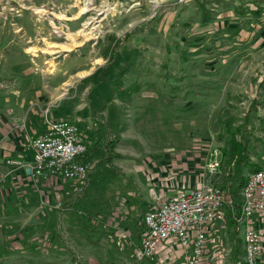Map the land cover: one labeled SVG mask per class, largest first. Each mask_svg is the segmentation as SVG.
Returning a JSON list of instances; mask_svg holds the SVG:
<instances>
[{
	"label": "rangeland",
	"instance_id": "rangeland-1",
	"mask_svg": "<svg viewBox=\"0 0 264 264\" xmlns=\"http://www.w3.org/2000/svg\"><path fill=\"white\" fill-rule=\"evenodd\" d=\"M18 90L46 125L79 120L92 155L88 179H55L34 211L3 210L0 191V253L12 255L0 264H153L137 253L148 161L178 174L189 160L227 193L264 164V0H0V96ZM253 105L248 163L231 130ZM107 136H119L116 168ZM156 254L182 264L185 248L171 236Z\"/></svg>",
	"mask_w": 264,
	"mask_h": 264
},
{
	"label": "built area",
	"instance_id": "built-area-1",
	"mask_svg": "<svg viewBox=\"0 0 264 264\" xmlns=\"http://www.w3.org/2000/svg\"><path fill=\"white\" fill-rule=\"evenodd\" d=\"M87 129L79 120L55 119L32 141L34 152L31 173L34 177L84 182L90 162L85 155L92 145ZM219 154L218 150L214 155ZM9 162L21 165L20 160ZM222 161L215 158L207 169L215 173ZM156 203L144 215L145 231L140 238L142 255L156 256L160 243L176 236L185 248L184 264L212 263L223 251L219 239L231 216L243 225V257L236 264H260L264 238V164L251 171L241 192L239 213L233 194L222 186L183 187L161 198L154 190ZM260 222V226L256 223Z\"/></svg>",
	"mask_w": 264,
	"mask_h": 264
},
{
	"label": "crops",
	"instance_id": "crops-1",
	"mask_svg": "<svg viewBox=\"0 0 264 264\" xmlns=\"http://www.w3.org/2000/svg\"><path fill=\"white\" fill-rule=\"evenodd\" d=\"M192 0H187V2H191ZM172 2V1H170ZM173 3V2H172ZM26 51V50H25ZM29 61L26 63L19 62V68L21 66L29 65ZM32 66V65H29ZM43 110V108H42ZM44 111V110H43ZM57 116V115H56ZM45 115L42 111H39L35 106H31L28 103V100L25 98L23 92L14 91L13 93L7 91L0 96V191L6 197L5 207L2 205V209L11 210L12 206H16L19 211H34L42 201H45L44 197H46V192L50 191L45 190V186L49 183L57 184L58 181H54V178H41L34 177L30 173V169L33 164V148L32 141L36 135L42 133L45 129H47L49 121L55 120L56 118H52V120H48L47 125L45 124ZM220 154L216 156V158L220 159ZM20 160L22 162L21 165L14 164L9 162L10 160ZM166 160V159H165ZM189 160L183 159L182 165L180 167L178 174H172L174 172V166L165 169V165L168 163L162 162L161 164L155 165V160L148 161L145 164L146 173L150 175L151 179V187L149 190V195L152 199L148 205L156 203L152 196V191H156L161 198H165L167 195L175 193L177 190L182 189L183 187H200L202 185H206L212 181V177L202 176L198 172H196V167H193V163H190ZM209 163V162H208ZM171 164V163H170ZM187 167V168H186ZM189 167H192V172H189ZM219 169V168H218ZM184 172V173H183ZM188 174V175H186ZM220 173L216 174L218 176ZM168 177V179H167ZM214 177V176H213ZM163 178V179H162ZM162 179V180H160ZM165 179V180H164ZM65 181L64 179H60ZM59 180V181H60ZM72 181V180H67ZM148 211V210H147ZM231 217V216H230ZM228 218V222L229 219ZM225 225L224 230L221 232L219 239L223 243V251L221 254H224L225 245L228 242H231L230 237L228 236L229 224ZM237 222V221H236ZM260 222L256 223V225L260 226ZM238 230H243V225H239L235 227ZM234 229V228H233ZM241 232V247L243 248V239ZM239 237V235L237 234ZM140 242V239H139ZM138 242V256L140 259L148 258L144 256L140 252V244ZM233 244L231 246V258L233 259V263H237L242 257L239 253V259H234L233 254ZM242 251V249H241ZM11 252V251H10ZM10 252H1L5 253L3 255L4 258L12 257ZM217 256V261L220 259V256ZM166 257L164 254H156L153 259L155 262L161 263ZM168 257V256H167ZM170 258V262L173 263V258ZM1 259V257H0ZM152 259V258H151ZM184 256L182 258V264H184ZM153 262V264L155 263ZM83 264V263H78ZM96 264V263H95ZM217 264H221L219 261ZM260 264H264V238L262 243V253Z\"/></svg>",
	"mask_w": 264,
	"mask_h": 264
},
{
	"label": "trees",
	"instance_id": "trees-1",
	"mask_svg": "<svg viewBox=\"0 0 264 264\" xmlns=\"http://www.w3.org/2000/svg\"><path fill=\"white\" fill-rule=\"evenodd\" d=\"M206 18L207 17H204V19H206ZM128 37H129V35H127L124 39H127ZM256 111H257V107H254V105H253V107L250 108V110H249V117H247L245 120L246 125L236 126V127H233L231 130L232 134L237 135L239 137V149L245 153L244 161H246V162H248V152H249L251 140L252 139L259 140L258 137H256V135L251 130L252 127L250 126L253 123L252 118L255 117ZM104 140H105V143H104L103 150L106 154L107 164L112 166L113 168H116L113 161L115 158H119L122 156L121 153H119L115 150L116 149V143L119 140V136H107L104 138ZM91 147H92V145L90 146L89 150L87 151V153L85 155L86 160H88L92 155ZM88 161H90V159ZM260 167H261V165L255 167V168H252V171L257 170ZM232 170H235V167H233ZM233 172L234 171H232V173H231L232 176H234ZM121 175L125 176L124 173H121ZM244 183H245V179L243 181H241L240 185L243 187ZM232 194H233V201L235 202V207H236L235 210L239 213L240 207H241V201H242L241 193L239 190L233 189ZM228 224H229L228 236L230 237V240L233 244V250H232L233 255L232 256L236 260V259H239L238 255L242 249L241 239H240V237L237 236L238 230L235 228L237 226L236 220L234 218L230 217ZM137 226H138L137 235H138V238L140 239L141 235L144 231H142L141 226H139V225H137ZM139 244H140V242H139Z\"/></svg>",
	"mask_w": 264,
	"mask_h": 264
}]
</instances>
